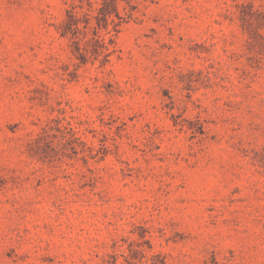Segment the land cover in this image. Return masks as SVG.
Returning <instances> with one entry per match:
<instances>
[{
  "label": "rangeland",
  "instance_id": "rangeland-1",
  "mask_svg": "<svg viewBox=\"0 0 264 264\" xmlns=\"http://www.w3.org/2000/svg\"><path fill=\"white\" fill-rule=\"evenodd\" d=\"M114 1L0 0V264H264V0Z\"/></svg>",
  "mask_w": 264,
  "mask_h": 264
},
{
  "label": "trees",
  "instance_id": "trees-1",
  "mask_svg": "<svg viewBox=\"0 0 264 264\" xmlns=\"http://www.w3.org/2000/svg\"><path fill=\"white\" fill-rule=\"evenodd\" d=\"M81 1V0H79ZM127 3L129 2L128 0L126 1ZM115 3L114 0H100V6L98 7V19L103 20L105 22H107L108 20H110L112 23L116 25H119L120 23L124 22L127 18V14L128 13V8L125 9L123 14H119L116 13L115 15L117 16V21H114V19L110 18L109 13L107 11L108 6H113ZM125 14V16H124ZM76 17L74 14L71 13V11H68V20L66 21V25L68 29L72 28V25L75 23ZM77 28V27H76ZM66 31V29H65ZM63 31V32H65ZM94 41L96 42V44L98 45V51L100 52V54L103 55V57H107L110 53V47L109 45H107L104 41H101L100 39L96 38L94 39Z\"/></svg>",
  "mask_w": 264,
  "mask_h": 264
}]
</instances>
